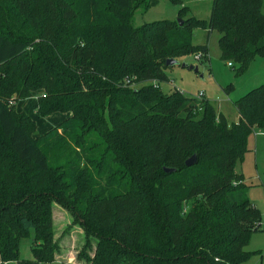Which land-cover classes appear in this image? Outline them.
Listing matches in <instances>:
<instances>
[{
    "label": "trees",
    "instance_id": "16d2710c",
    "mask_svg": "<svg viewBox=\"0 0 264 264\" xmlns=\"http://www.w3.org/2000/svg\"><path fill=\"white\" fill-rule=\"evenodd\" d=\"M144 1L159 0H0V264H55L54 203L80 226L85 264H242L253 254L260 214L236 164L264 130V83L234 101L231 123L208 99L159 83L168 58L206 55L192 42L197 27L219 32L221 59L243 74L264 57L262 0H212L208 21L133 26ZM32 97L37 118L65 115L39 135L17 108ZM31 229L33 258L20 259Z\"/></svg>",
    "mask_w": 264,
    "mask_h": 264
},
{
    "label": "rangeland",
    "instance_id": "374dc122",
    "mask_svg": "<svg viewBox=\"0 0 264 264\" xmlns=\"http://www.w3.org/2000/svg\"><path fill=\"white\" fill-rule=\"evenodd\" d=\"M211 4L212 0H184L181 5L173 4L169 0H159L157 5L146 9L144 1L130 12L131 23L133 26H140L154 20L176 21L178 18L188 17L208 21ZM181 7L182 10L179 12ZM262 11L264 13V0H262ZM219 36L216 29L208 33L204 28H195L192 32V42L206 44V55L201 53L199 59L195 56L200 53L175 56L179 64L166 70L168 81L160 82L159 87L165 94L178 89L184 95L196 99L198 92H203L202 99H208L231 123L237 120L238 115L234 101L264 83V57L254 58L249 62L246 71L237 75L235 70L238 64L233 63L229 66L227 61L221 59ZM182 63L196 66L197 71L182 67ZM35 107L36 99L34 98L28 99L23 106H17L36 121L37 135L43 134L65 117V115L54 113L43 119L37 118L34 112ZM247 147L249 151L245 153L241 162H237L236 172L243 175L248 198L259 210L260 230L252 233L247 250L253 254L242 264H264V130H255L248 137ZM53 228L54 238L60 245L55 264H85L76 259V254L83 244L82 230L72 221L71 213L56 203L53 204ZM33 240V229L20 238V259L33 258L31 251Z\"/></svg>",
    "mask_w": 264,
    "mask_h": 264
},
{
    "label": "water",
    "instance_id": "95a60500",
    "mask_svg": "<svg viewBox=\"0 0 264 264\" xmlns=\"http://www.w3.org/2000/svg\"><path fill=\"white\" fill-rule=\"evenodd\" d=\"M177 21L181 24V19L178 18ZM179 62L177 61V59L175 58H168L166 60V65L168 66H173V65H178ZM182 67H186L188 69H194V71H197V67L196 66H193V65H187L185 63H182L181 64ZM197 162V156L195 154L191 155L186 161H185V166L189 167L193 164H195ZM163 170L167 173H170V172H174L175 171V168H167V167H163Z\"/></svg>",
    "mask_w": 264,
    "mask_h": 264
},
{
    "label": "built area",
    "instance_id": "2783aa9c",
    "mask_svg": "<svg viewBox=\"0 0 264 264\" xmlns=\"http://www.w3.org/2000/svg\"><path fill=\"white\" fill-rule=\"evenodd\" d=\"M200 55H201V53L198 54L197 56H195V58L199 59L200 58ZM228 65L229 66H232V64L230 62H228ZM202 97H203V92H198L197 99H202ZM12 103H13V101H10V104H12Z\"/></svg>",
    "mask_w": 264,
    "mask_h": 264
},
{
    "label": "crops",
    "instance_id": "0c3cea01",
    "mask_svg": "<svg viewBox=\"0 0 264 264\" xmlns=\"http://www.w3.org/2000/svg\"><path fill=\"white\" fill-rule=\"evenodd\" d=\"M203 96H204V93H203ZM32 98H34V99H36V97H32ZM32 98H30V99H32ZM36 107H37V103H36ZM36 107H35V109H34V112L36 111ZM225 116V115H224ZM226 117V116H225ZM238 117V116H237ZM227 118V117H226Z\"/></svg>",
    "mask_w": 264,
    "mask_h": 264
}]
</instances>
